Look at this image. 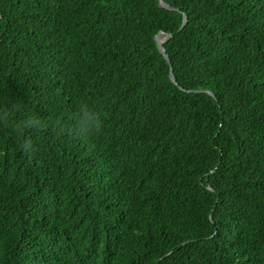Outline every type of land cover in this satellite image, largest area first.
<instances>
[{
  "label": "trees",
  "instance_id": "trees-1",
  "mask_svg": "<svg viewBox=\"0 0 264 264\" xmlns=\"http://www.w3.org/2000/svg\"><path fill=\"white\" fill-rule=\"evenodd\" d=\"M164 1L0 0V264H264V0Z\"/></svg>",
  "mask_w": 264,
  "mask_h": 264
},
{
  "label": "water",
  "instance_id": "water-1",
  "mask_svg": "<svg viewBox=\"0 0 264 264\" xmlns=\"http://www.w3.org/2000/svg\"><path fill=\"white\" fill-rule=\"evenodd\" d=\"M159 4L161 6H164V7H167V8H170V5L168 3H166L164 0H159ZM187 22V18H186V15H184V19H183V23L182 25L180 26L179 29H182L185 25V23ZM160 35H165L166 36V39L164 41H162L160 39ZM172 34L171 33H164L163 31H160L159 33H157L155 35V39H156V42L159 46V48L161 49V51L163 52V54L165 55V57L167 58L169 64H170V67H171V78L175 81V75L173 73V69H172V65H171V60H170V57H169V54L166 52V49L163 45V43L171 36ZM209 93L213 94L212 91H208Z\"/></svg>",
  "mask_w": 264,
  "mask_h": 264
},
{
  "label": "clouds",
  "instance_id": "clouds-1",
  "mask_svg": "<svg viewBox=\"0 0 264 264\" xmlns=\"http://www.w3.org/2000/svg\"><path fill=\"white\" fill-rule=\"evenodd\" d=\"M33 123H37L38 121L33 120ZM90 126H94L98 131L103 127V121H101L96 114H92V118L90 121Z\"/></svg>",
  "mask_w": 264,
  "mask_h": 264
},
{
  "label": "bare ground",
  "instance_id": "bare-ground-1",
  "mask_svg": "<svg viewBox=\"0 0 264 264\" xmlns=\"http://www.w3.org/2000/svg\"><path fill=\"white\" fill-rule=\"evenodd\" d=\"M165 38H166V36L165 35H160V39L162 40V41H164L165 40ZM130 102V101H129ZM133 102V101H132Z\"/></svg>",
  "mask_w": 264,
  "mask_h": 264
},
{
  "label": "rangeland",
  "instance_id": "rangeland-1",
  "mask_svg": "<svg viewBox=\"0 0 264 264\" xmlns=\"http://www.w3.org/2000/svg\"><path fill=\"white\" fill-rule=\"evenodd\" d=\"M166 39V38H165Z\"/></svg>",
  "mask_w": 264,
  "mask_h": 264
}]
</instances>
